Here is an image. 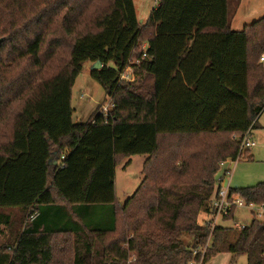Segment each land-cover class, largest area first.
Wrapping results in <instances>:
<instances>
[{
	"label": "trees",
	"instance_id": "16d2710c",
	"mask_svg": "<svg viewBox=\"0 0 264 264\" xmlns=\"http://www.w3.org/2000/svg\"><path fill=\"white\" fill-rule=\"evenodd\" d=\"M229 2L159 0L143 24L134 0H0V264L194 259L219 165L264 111V18L235 31ZM98 61L108 116L74 122L72 88ZM137 155L144 179L121 205L116 168ZM233 191L264 205V182ZM223 252L264 264V220L216 227L205 262Z\"/></svg>",
	"mask_w": 264,
	"mask_h": 264
},
{
	"label": "rangeland",
	"instance_id": "374dc122",
	"mask_svg": "<svg viewBox=\"0 0 264 264\" xmlns=\"http://www.w3.org/2000/svg\"><path fill=\"white\" fill-rule=\"evenodd\" d=\"M159 4V0H134L139 23L142 22L145 24L151 12L156 9ZM229 11L232 29L235 31H242L246 25L253 24L264 18V0H230ZM142 45L144 46L146 43L142 42ZM65 50V48L62 49V51ZM90 70L91 68L87 63L72 88V104L75 109L73 115L74 122H86L95 114L99 106H102L101 110H103L105 106L110 105V100H107L108 98H106V93L102 86L91 78ZM146 82L144 77L136 76V80L133 84L135 87H141V85ZM258 119L259 127L254 129L252 137L257 143V146L251 150L246 149L242 159L233 165L231 169L232 172L226 177V181L230 182V186L233 189L239 190L248 188L264 182V111ZM171 143L173 145H183L185 141L177 136L163 139L164 145ZM198 143H201V140ZM194 147L193 145L192 148ZM177 150L178 149H175L174 151ZM146 158L147 157L143 155L124 158L117 166L116 196L121 205H125L128 199L142 184L144 179L142 170ZM5 213L9 214L11 212L6 210ZM12 214L14 215L13 227L9 232L14 236L22 224V217L17 215L18 212H13ZM238 216V220L246 225H250L253 220L252 212L249 209L239 210ZM255 217L260 221L264 220L263 215H255ZM205 219L206 216L202 213L199 217V221L202 222ZM129 236L128 234V237ZM7 239H9V237H7ZM109 242L110 240L106 241V244ZM98 246L100 245L98 244ZM125 247L128 248L127 245ZM130 258L131 262L135 260L134 252L130 254ZM68 261L69 258L67 259V262ZM206 264H248V258L242 255L233 261V256L230 253L223 252L213 257Z\"/></svg>",
	"mask_w": 264,
	"mask_h": 264
},
{
	"label": "built area",
	"instance_id": "2783aa9c",
	"mask_svg": "<svg viewBox=\"0 0 264 264\" xmlns=\"http://www.w3.org/2000/svg\"><path fill=\"white\" fill-rule=\"evenodd\" d=\"M143 47L146 49L147 45ZM145 56L146 54H144V57ZM261 61L264 62V56L261 58ZM121 79L134 82L136 76L132 73L131 69H127L121 74ZM110 105L105 106L102 110L105 117L108 116ZM252 130L253 128L249 129L241 136L242 142L237 159H229L219 165V171L215 177L216 191L209 197L208 211L204 213L206 219L202 221V224L210 229V237L205 246L193 250L194 259L189 264H206L205 258L210 248L212 233L216 227L224 226L232 229H244L249 226L238 220L239 217L237 215L239 210L249 209L253 217H255V215L264 216V205L248 203L239 193L234 192L233 188L230 186V182L226 181V177L232 172L231 169L233 165L240 161L244 151L246 149L251 150L257 146V143L252 138ZM233 212L236 214L234 217H231ZM35 217L36 214H31L28 220L32 221Z\"/></svg>",
	"mask_w": 264,
	"mask_h": 264
},
{
	"label": "water",
	"instance_id": "95a60500",
	"mask_svg": "<svg viewBox=\"0 0 264 264\" xmlns=\"http://www.w3.org/2000/svg\"><path fill=\"white\" fill-rule=\"evenodd\" d=\"M142 23V22H141ZM5 39H0V45L4 42ZM103 67L101 62H96L91 66V72L92 71H96V70H100Z\"/></svg>",
	"mask_w": 264,
	"mask_h": 264
},
{
	"label": "crops",
	"instance_id": "0c3cea01",
	"mask_svg": "<svg viewBox=\"0 0 264 264\" xmlns=\"http://www.w3.org/2000/svg\"><path fill=\"white\" fill-rule=\"evenodd\" d=\"M159 5H160V4H159ZM159 5H158V6H159ZM158 6H157V7H158ZM157 7H156V8H157ZM146 45H147V44H146ZM147 47H148V46H147ZM88 65H89V67L91 68L92 64L88 63ZM76 81H77V80H76ZM71 104H72V100H71ZM72 108H73V104H72ZM73 110H74V113H75V109H74V108H73ZM73 115H74V114H73ZM73 119H74V118H73ZM74 121H75V120H74ZM258 121H259V119H258ZM258 121H257V124H256L257 127H259V122H258ZM254 129H255V128H253V130H252V137H253V131H254ZM228 166H232V165H228ZM116 176H117V168H116ZM115 184H116V180H115ZM115 188H116V186H115ZM237 216H238V215H237ZM238 217H239V216H238Z\"/></svg>",
	"mask_w": 264,
	"mask_h": 264
}]
</instances>
